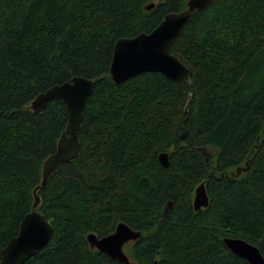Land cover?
<instances>
[{
    "label": "trees",
    "instance_id": "16d2710c",
    "mask_svg": "<svg viewBox=\"0 0 264 264\" xmlns=\"http://www.w3.org/2000/svg\"><path fill=\"white\" fill-rule=\"evenodd\" d=\"M154 1L0 0V259L67 125L61 100L39 114L30 104L74 77L99 81L78 157L37 192L51 240L24 264H117L86 236L119 223L140 232L126 251L136 264H247L223 238L264 257V0H212L194 16L171 50L189 82L146 73L114 85L115 42L151 32L188 0L147 10ZM202 182L210 205L196 213Z\"/></svg>",
    "mask_w": 264,
    "mask_h": 264
},
{
    "label": "water",
    "instance_id": "95a60500",
    "mask_svg": "<svg viewBox=\"0 0 264 264\" xmlns=\"http://www.w3.org/2000/svg\"><path fill=\"white\" fill-rule=\"evenodd\" d=\"M211 2L212 0H188L182 10L168 13L151 32L117 40L109 67L108 77L111 82L120 85L146 73L160 74L172 82H189L190 69L172 54L171 50L189 22ZM154 6L155 3L152 2L146 9L150 10ZM98 81V78L74 77L69 82L54 85L38 94L31 102L30 109L39 114L50 102L61 100L68 114L67 125L58 140L55 152L42 164L40 185L33 190L32 210L21 220L18 234L10 239L2 250L0 264H24L49 244L54 230L44 215L37 210L40 203L37 192L44 188L51 175L62 164L78 157V135L83 112ZM157 159L161 167L170 166L167 153H160ZM209 205L206 182H202L194 189L192 208L197 213L207 209ZM139 237V231H133L125 223H119L108 236L99 238L89 233L86 242L91 250L104 254L117 264H136L130 260L123 248L128 243L137 241ZM222 243L231 254L247 264H264V257L254 245L238 238H223Z\"/></svg>",
    "mask_w": 264,
    "mask_h": 264
},
{
    "label": "rangeland",
    "instance_id": "374dc122",
    "mask_svg": "<svg viewBox=\"0 0 264 264\" xmlns=\"http://www.w3.org/2000/svg\"><path fill=\"white\" fill-rule=\"evenodd\" d=\"M156 2H158V0H155V1H154V3H156ZM233 172L235 173V171H233ZM238 174H239V173H238ZM129 244H130V243H128L127 245H125L124 248H123V250H124L125 253H126V251H127V248L129 247Z\"/></svg>",
    "mask_w": 264,
    "mask_h": 264
}]
</instances>
